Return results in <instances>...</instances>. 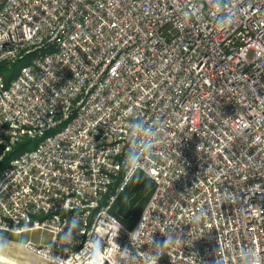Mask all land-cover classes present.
Instances as JSON below:
<instances>
[{
    "label": "built area",
    "instance_id": "obj_1",
    "mask_svg": "<svg viewBox=\"0 0 264 264\" xmlns=\"http://www.w3.org/2000/svg\"><path fill=\"white\" fill-rule=\"evenodd\" d=\"M231 2L222 31L213 0H0V65L26 60L0 78V233L47 235L24 247L49 264H260L264 0ZM136 173L129 228L110 211Z\"/></svg>",
    "mask_w": 264,
    "mask_h": 264
},
{
    "label": "trees",
    "instance_id": "obj_2",
    "mask_svg": "<svg viewBox=\"0 0 264 264\" xmlns=\"http://www.w3.org/2000/svg\"><path fill=\"white\" fill-rule=\"evenodd\" d=\"M26 64V60L21 59L13 64L0 65V78L7 84L19 72L20 68ZM36 146L35 142L25 140L18 144L15 149L7 155L1 167H4L9 160L15 158L23 151L32 150ZM117 183H114L109 190L110 194L114 192ZM152 190V183L143 174L136 173L130 180L128 185L122 192L119 193L113 207L111 214L115 216L122 224L131 228L140 217L144 210Z\"/></svg>",
    "mask_w": 264,
    "mask_h": 264
},
{
    "label": "clouds",
    "instance_id": "obj_3",
    "mask_svg": "<svg viewBox=\"0 0 264 264\" xmlns=\"http://www.w3.org/2000/svg\"><path fill=\"white\" fill-rule=\"evenodd\" d=\"M214 4L217 8H219V13L217 14L215 18V23L219 27V30L226 31L232 27H234L237 23V21L240 19V13L238 12L237 8L232 5L231 0H213ZM225 4H227L228 10H225ZM143 125L142 124H135L133 125V134L138 135L139 132L143 131ZM145 151H151L155 145L150 143H144L140 146ZM126 163L128 165V168L130 170H138L139 165L141 163V156L138 151H129L126 155ZM232 197L236 198V201L238 197L236 195H232ZM202 214H203V210ZM201 217H197L199 219ZM71 230V229H70ZM69 236V233H65V237L67 238ZM8 242L0 236V257H3L5 254L6 248H7ZM167 244V241H166ZM18 248L23 249V244H18ZM30 247V245H28ZM258 254H255L254 251H250L248 249H245V254L243 256V259L245 261V264H256ZM91 264H99V260L96 259V256L93 255ZM260 264H264V259L260 261Z\"/></svg>",
    "mask_w": 264,
    "mask_h": 264
},
{
    "label": "crops",
    "instance_id": "obj_4",
    "mask_svg": "<svg viewBox=\"0 0 264 264\" xmlns=\"http://www.w3.org/2000/svg\"><path fill=\"white\" fill-rule=\"evenodd\" d=\"M9 237L5 238L8 244L5 254L3 257H0V264H49L42 260L40 262L39 258L35 255L18 248V243L14 240H8ZM41 237H46V240L48 239L47 235H41Z\"/></svg>",
    "mask_w": 264,
    "mask_h": 264
},
{
    "label": "rangeland",
    "instance_id": "obj_5",
    "mask_svg": "<svg viewBox=\"0 0 264 264\" xmlns=\"http://www.w3.org/2000/svg\"><path fill=\"white\" fill-rule=\"evenodd\" d=\"M42 235L45 236V234H42ZM0 236H2L4 239L10 236L8 240H12V241L14 240V241H16V243L23 244L24 246L28 242H31L34 244H39V243H43L46 241V237H41L40 232H24V233H21L19 235L0 233ZM23 249L27 253L31 254L30 252H28L25 249V247H23ZM39 260L41 262V259H39Z\"/></svg>",
    "mask_w": 264,
    "mask_h": 264
}]
</instances>
